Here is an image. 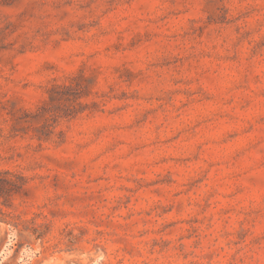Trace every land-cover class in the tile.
<instances>
[{
    "label": "rangeland",
    "instance_id": "1",
    "mask_svg": "<svg viewBox=\"0 0 264 264\" xmlns=\"http://www.w3.org/2000/svg\"><path fill=\"white\" fill-rule=\"evenodd\" d=\"M0 264H264V0H0Z\"/></svg>",
    "mask_w": 264,
    "mask_h": 264
},
{
    "label": "trees",
    "instance_id": "2",
    "mask_svg": "<svg viewBox=\"0 0 264 264\" xmlns=\"http://www.w3.org/2000/svg\"><path fill=\"white\" fill-rule=\"evenodd\" d=\"M11 173L4 172L0 173V196L2 195H9L12 192H15L17 189L14 185V182L10 181L9 179H5L3 176H8Z\"/></svg>",
    "mask_w": 264,
    "mask_h": 264
}]
</instances>
